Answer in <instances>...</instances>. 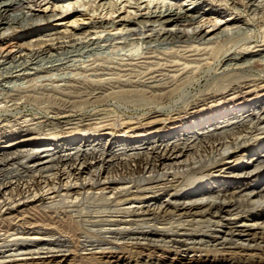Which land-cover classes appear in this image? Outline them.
I'll return each mask as SVG.
<instances>
[{
    "label": "bare ground",
    "instance_id": "obj_1",
    "mask_svg": "<svg viewBox=\"0 0 264 264\" xmlns=\"http://www.w3.org/2000/svg\"><path fill=\"white\" fill-rule=\"evenodd\" d=\"M46 1L0 0V36L40 24L42 17H35L31 9ZM197 2L195 7L205 4ZM247 5L246 13H264V0H249ZM195 7H166L122 21L126 33L108 35L101 42L122 41L118 44L124 49L209 45L227 37L216 27L213 7L202 13ZM209 15L215 18L199 26ZM96 25L78 26V31ZM108 25L114 27L104 23ZM98 41L72 46L94 50L101 44ZM50 48L17 60L1 57L0 67L23 78L30 76L27 70L34 71L29 66L59 64L58 57L67 60L72 53V48ZM255 55L260 59L247 61L244 68H264V50ZM242 59L229 62L236 66ZM260 77L256 79L264 80V70ZM245 80L247 85L256 81ZM113 93L140 103L163 102L173 94L171 90L152 96L136 90ZM258 103L217 107L214 115L193 117L192 124L172 122L145 136L129 131L131 135L124 133L110 144L99 138L56 141L41 149L42 159L33 142L37 138L9 141L0 148V264H66L69 258L71 264H264V183L252 188L247 184L264 173V104ZM249 155L251 162L244 163ZM167 251L177 257L170 262L152 259ZM190 252L214 256L181 257ZM144 253L148 254L141 257ZM118 254L128 257L119 259ZM258 255L262 258L254 260Z\"/></svg>",
    "mask_w": 264,
    "mask_h": 264
},
{
    "label": "rangeland",
    "instance_id": "obj_2",
    "mask_svg": "<svg viewBox=\"0 0 264 264\" xmlns=\"http://www.w3.org/2000/svg\"><path fill=\"white\" fill-rule=\"evenodd\" d=\"M196 1L205 4L195 7ZM248 1L47 0L40 7L31 9L35 17H42V22L0 36V58L16 57L17 60L28 52L50 47L51 50L72 48L70 49L72 53L67 60L58 57L61 60L59 64L42 62L29 66V69L33 68L34 71L27 70L26 73L31 74L23 78L14 77L15 74H12L9 68L7 70L0 67V138L19 131V134L8 139H1L0 148L6 147L11 140L17 142L37 138L38 140L33 142L37 143L36 147L38 151L40 150L37 155L42 159L44 154H40L41 149L56 141L59 143L73 139L79 142V138H99L101 142L110 144L117 140H112L113 138H118L124 133L127 136L134 133L133 136L140 137L155 133L172 122L192 124L193 117L206 112L214 115L217 107L225 105L229 108L235 105L247 107L256 101L260 102L258 105L264 104V80L256 79L261 78L263 66L244 68L247 61L252 63L260 59L255 55L257 50H264V13L261 12L259 15L246 13ZM166 7L178 10L195 7V11L199 13L213 7L212 11H216L214 14H217L216 27L220 31H226L229 36L227 34V37L209 45L178 43L174 46L148 48L133 45L123 49L118 44L122 41L101 42L108 35L112 37L124 35L126 29L120 26L122 21L137 19L149 11ZM234 8H239L241 12L244 10L245 13L238 15ZM52 15L53 17L48 18ZM214 18V15L203 18L199 26L205 20ZM106 22L113 23L114 27L104 26ZM91 24L98 25L95 29L78 31V26ZM100 24L102 27H99ZM89 40L91 42L99 40L98 42H101L98 45L100 48L97 47L99 50L97 48L86 50L81 46L73 49L75 44L80 45ZM234 57L243 59L234 66V63L229 62ZM1 61L0 59V64ZM242 61H245L244 64ZM245 79H248V82L256 81L253 82L254 85L253 83L247 85ZM135 90L144 91L147 96L163 94L170 90L173 94L163 102L140 103L137 98L118 99L113 93ZM12 97L16 99L15 102ZM52 110L53 112L57 110V113L53 114ZM58 111L62 114L60 115ZM109 132L114 135L109 137ZM257 153L258 156L262 154L261 151ZM246 162H251L250 155L244 160V163ZM261 176L247 183L249 187L261 186L264 183V173ZM147 254L144 253L141 257ZM213 256L190 252L181 257L205 260ZM223 256L216 257H229L228 254ZM118 257L126 259L128 256L118 254ZM176 257L167 251L165 256L160 257L156 254L152 259L170 262ZM260 257L262 258V255L255 256L254 260ZM71 259L69 258L66 264H71Z\"/></svg>",
    "mask_w": 264,
    "mask_h": 264
}]
</instances>
